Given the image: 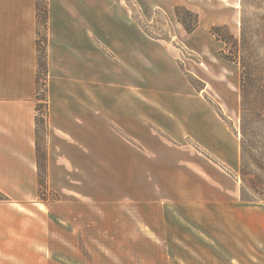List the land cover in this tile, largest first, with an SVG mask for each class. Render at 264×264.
Listing matches in <instances>:
<instances>
[{"label":"rangeland","instance_id":"rangeland-1","mask_svg":"<svg viewBox=\"0 0 264 264\" xmlns=\"http://www.w3.org/2000/svg\"><path fill=\"white\" fill-rule=\"evenodd\" d=\"M86 2L103 47V138L89 134L87 189L49 190L46 161L38 192L0 193L2 264H264V201L240 198L241 66L224 58L229 46L212 32L221 26L240 37V0ZM177 6L192 14L179 17ZM121 43L134 46L125 61L116 57ZM259 57L264 79V48ZM126 114L129 126L117 119ZM190 189L199 190V205L179 209L175 201ZM182 212L205 239L195 234L187 248L172 241L181 254L169 255L158 235L165 221H187Z\"/></svg>","mask_w":264,"mask_h":264},{"label":"crops","instance_id":"crops-1","mask_svg":"<svg viewBox=\"0 0 264 264\" xmlns=\"http://www.w3.org/2000/svg\"><path fill=\"white\" fill-rule=\"evenodd\" d=\"M18 1L0 2V193H36L40 188L36 146V0H25V5ZM61 2L57 10L53 0L48 22L46 184L53 191L83 193L88 181L89 134L96 137V142L98 137L103 138V134H98V128H102L98 96L103 47L98 44L97 27L94 30L88 26L86 0ZM115 51L116 57L125 61L134 53V46L121 43ZM117 119L123 126L134 123L127 114ZM198 194V189L185 191L175 204L182 210L192 202L199 205ZM182 213L187 221L177 227L168 226L171 222L165 221L164 236L158 235L169 255L181 254L175 251L172 241L187 248L195 245V234L205 239L200 231H195V221ZM7 221V216H0V234ZM3 232H7V226ZM146 236L156 242L151 235ZM2 255L7 253L0 245Z\"/></svg>","mask_w":264,"mask_h":264},{"label":"trees","instance_id":"trees-1","mask_svg":"<svg viewBox=\"0 0 264 264\" xmlns=\"http://www.w3.org/2000/svg\"><path fill=\"white\" fill-rule=\"evenodd\" d=\"M36 0L37 24L40 19L47 31L49 22L48 0ZM241 3V32L237 38L229 31L222 33L221 26L212 28L213 34L218 40L229 46V53L224 58L229 61H236L241 66L240 92H241V142H240V172L243 176V183L240 189V198L243 202L264 201V79L262 78V64L259 57L260 49L264 48V11L260 13H249V9L264 8V0H240ZM181 12L191 15V11L185 7H176L178 16ZM180 17V16H179ZM185 25V21H182ZM195 27H186L192 32ZM227 28V27H226ZM228 29V28H227ZM37 59L38 69L36 75V98L38 100L36 110L37 125V161L39 167V181L43 184L41 171L46 174L47 151L40 144L39 126L45 123L46 115L42 108L47 104V44L48 35L40 36L37 27ZM44 104V105H43ZM253 175V177H251ZM247 178V180L245 179ZM41 195V194H40ZM0 199H4L1 198Z\"/></svg>","mask_w":264,"mask_h":264}]
</instances>
